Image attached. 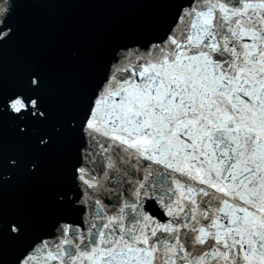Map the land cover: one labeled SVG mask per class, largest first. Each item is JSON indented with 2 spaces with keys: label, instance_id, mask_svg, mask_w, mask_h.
I'll list each match as a JSON object with an SVG mask.
<instances>
[{
  "label": "water",
  "instance_id": "water-1",
  "mask_svg": "<svg viewBox=\"0 0 264 264\" xmlns=\"http://www.w3.org/2000/svg\"><path fill=\"white\" fill-rule=\"evenodd\" d=\"M0 264H264V0H0Z\"/></svg>",
  "mask_w": 264,
  "mask_h": 264
}]
</instances>
